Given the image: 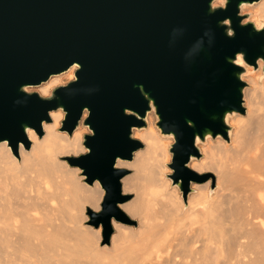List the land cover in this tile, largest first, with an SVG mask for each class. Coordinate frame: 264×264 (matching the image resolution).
Wrapping results in <instances>:
<instances>
[{
    "label": "water",
    "instance_id": "95a60500",
    "mask_svg": "<svg viewBox=\"0 0 264 264\" xmlns=\"http://www.w3.org/2000/svg\"><path fill=\"white\" fill-rule=\"evenodd\" d=\"M259 1L0 0V142L16 156L19 143L30 146L26 130L41 138L57 110L67 135L86 127V152L64 160L102 189L87 224L109 245L112 222H130L119 208L131 198L121 183L128 173L116 163L143 148L133 131L150 114L173 141L169 179L183 203L192 184L213 180L189 163L207 137L228 144L229 117L245 115L243 77L258 62L264 70V27L241 11ZM74 65L73 80L48 97L29 90Z\"/></svg>",
    "mask_w": 264,
    "mask_h": 264
},
{
    "label": "bare ground",
    "instance_id": "6f19581e",
    "mask_svg": "<svg viewBox=\"0 0 264 264\" xmlns=\"http://www.w3.org/2000/svg\"><path fill=\"white\" fill-rule=\"evenodd\" d=\"M253 5L254 17L264 21V0ZM75 70L62 74L70 79ZM61 81L51 77L40 94ZM252 86L244 92L245 115L228 119L230 146L220 138L208 141L204 157L189 163L196 172L216 174L213 196L209 180L182 203L157 175L167 157L163 137L150 127L135 129L144 149L116 166L135 169L122 184L136 197L120 208L139 219V229L112 222L109 246H98V231L81 228L86 207L98 210L102 189L97 182L83 185L79 170L59 161L84 151L85 129L70 136L58 131L64 114L57 110L42 124L43 137L26 130L31 145L19 143L18 157L0 142V264H264V89Z\"/></svg>",
    "mask_w": 264,
    "mask_h": 264
},
{
    "label": "rangeland",
    "instance_id": "374dc122",
    "mask_svg": "<svg viewBox=\"0 0 264 264\" xmlns=\"http://www.w3.org/2000/svg\"><path fill=\"white\" fill-rule=\"evenodd\" d=\"M254 13H255V9H254V5H251V6H248L247 5V7H244L243 8V10L241 11V14L242 15H248V21H250V22H252L255 26H257V27H264V21H261V20H258L256 17H254ZM74 74V73H73ZM59 78L61 77L62 78V81L59 83V84H57L56 86H54L50 91H49V93L47 94V95H41L40 94V87H34V88H30L29 90L30 91H36L37 93H39L41 96H43V97H48L49 95H50V93H51V91L54 89V88H56V87H59V86H63V85H66L68 82H70V81H72L73 80V76H72V78H66V76L64 75V74H62V75H57ZM253 81V83H252V81ZM243 81L244 82H246L247 83V90H251L252 89V85H254L255 84V86H256V88H257V90H258V92H261L263 89H264V86H263V83H264V70H263V63L261 62V65L259 64V62H258V65H257V68H252V67H249V68H247V73H246V75L243 77ZM252 83V84H251ZM46 84L47 83H43V85L42 86H46ZM245 102V101H244ZM243 106H244V108H245V113H246V105H245V103L243 104ZM63 120V119H62ZM147 128L146 129H148V127H150L152 130H153V132H156V133H158V131H157V129L155 128V126H154V121H155V119H154V116L152 115V114H150L149 116H148V118H147ZM62 122V121H61ZM229 126H230V128H231V130H232V125L231 124H229ZM79 127H81L82 129H85L84 130V132H83V134H82V140H81V145H82V143H83V136L84 135H86V134H89V131H88V129L86 128V127H83L82 126V124L80 123L79 124ZM146 129H140V130H146ZM58 131H60V132H62L61 131V123H60V126H59V129H58ZM135 131V130H134ZM133 131V132H134ZM65 133V132H64ZM230 133V132H229ZM159 134V133H158ZM43 135H44V133H43ZM43 135H42V137H43ZM133 138H135V139H137V140H139L142 144H143V148L142 149H140V150H143L144 149V147H145V143H144V141H142V140H140L139 138H137V137H135L134 135H133ZM217 139V138H216ZM215 139V140H216ZM208 141H209V144H214V142L215 141H212V140H210L208 137L206 138V142H205V144H200L199 145V149H200V153H201V158H203L204 157V155H203V153H202V150L203 149H205L206 147H208ZM30 142V141H29ZM173 143V141H172V139L171 138H163V141H162V144H163V146L166 148V150H167V157L164 159H162L161 161H160V168H161V166H162V170L159 168L158 170H159V172H157V175H158V178L159 179H161V180H164V181H167L168 182V188H170V190H175L176 191V194H177V196H179V198L181 199V202L183 203V200H182V198H181V193H180V191H179V189L176 187V186H172V184H171V181H170V179H169V175L172 173L171 172V170L168 168V165H169V163H170V159H171V155H170V153H169V148H170V146H171V144ZM229 146H230V144H231V138H230V141H229ZM30 145H31V142H30ZM82 147H83V145H82ZM83 150L84 151H82V152H80V153H78L77 155H73V154H70V155H66V156H64V157H60L59 158V161H61V162H65L66 163V161L64 160V158L65 157H67V156H78V155H81V154H83V153H85L86 152V149L83 147ZM140 150H138V151H140ZM17 157H18V152H17ZM200 158V159H201ZM66 165H67V163H66ZM67 167L69 168V166L67 165ZM121 168H123V169H125V170H127V175L125 176V177H127V176H129L130 178L132 177L131 175H135V169L133 168V167H121ZM190 168V167H189ZM76 169V168H75ZM134 169V170H133ZM191 169V168H190ZM72 170H74V168L72 169ZM157 170V169H156ZM194 171V170H193ZM80 172V171H79ZM160 172H162V173H160ZM196 172V171H195ZM81 173V172H80ZM80 173H78V177L79 176H81V174ZM159 173V174H158ZM197 173H208V174H211V176L213 177V180L211 179V178H209L207 181H209V180H211V184H210V186H209V195L210 196H213L214 194H215V191H216V174L215 173H213V172H211V171H203V172H197ZM159 175H160V177H159ZM133 178V177H132ZM83 177L80 179V183H82L83 185H86L84 182H83ZM122 183V182H121ZM204 184H206V182L205 183H203V184H199L200 186H202V185H204ZM197 185L198 184H192L191 186H190V189H191V193L188 195V197H187V200H188V198L192 195V194H195L196 193V187H197ZM196 186V187H195ZM122 191H123V194H127V195H130V200L129 201H127V202H133V199H135L134 197H136V193L134 192V191H126V190H123V184H122ZM102 197H103V195H102ZM157 200V199H156ZM156 200H155V203L158 205V203H159V201H158V203L156 202ZM101 201H102V198H101V200H100V202H99V208H98V210L97 211H99L100 210V203H101ZM126 202V203H127ZM155 204V205H156ZM154 205V206H155ZM157 205H156V207H157ZM159 207V206H158ZM157 207V208H158ZM186 207L187 206H185L184 208L186 209ZM87 208V207H86ZM88 208H90V207H88ZM119 208H120V206H119ZM91 209V208H90ZM121 209V208H120ZM91 210H93V209H91ZM122 210V209H121ZM94 211V210H93ZM123 211V210H122ZM124 212V211H123ZM125 213V215L128 217V219H129V223L128 222H126V223H119V222H115V221H113V222H115V223H117V224H119V225H126V227L128 226L131 230H133L134 232H136L137 231V229H139V219L137 218V217H132V216H129V214H127L126 212H124ZM82 217H85V220H82L81 221V226H83V227H81V228H83V229H86L87 228V230L88 231H90V232H94V233H96L97 231H98V233H97V236H98V238H100V241H99V243H98V246H101V242H102V229H101V227H98V228H94V227H92V226H89L88 224H87V222H88V216H87V214H86V209L83 211V213H82ZM112 229H113V233H112V235L114 234V233H116V231H115V229H114V227H113V224H112ZM112 235H111V237H112ZM95 236H96V234H95ZM96 236V237H97ZM111 237H110V240H111ZM109 245H110V241H109ZM109 245H107V246H109ZM106 246V245H105Z\"/></svg>",
    "mask_w": 264,
    "mask_h": 264
}]
</instances>
